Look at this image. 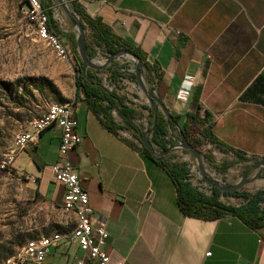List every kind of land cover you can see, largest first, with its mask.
Instances as JSON below:
<instances>
[{"label": "crops", "instance_id": "0c3cea01", "mask_svg": "<svg viewBox=\"0 0 264 264\" xmlns=\"http://www.w3.org/2000/svg\"><path fill=\"white\" fill-rule=\"evenodd\" d=\"M78 5L143 53L144 83L178 118V126L200 107L215 140L229 150L225 154H243L247 161L240 163L264 161V0H82ZM141 99L152 113L161 112ZM71 107L82 141L69 152V161L88 194L93 218L108 234L103 249L109 264H264V226L252 229L232 216L184 217L173 182L143 156L137 140L106 130L81 93ZM58 143L59 131L46 129L20 152L13 169L61 211L63 188L52 171ZM250 168L253 177L258 170ZM247 173L225 182L236 185ZM64 217L71 230L74 216ZM79 261L97 264L76 243L62 239L43 264Z\"/></svg>", "mask_w": 264, "mask_h": 264}, {"label": "rangeland", "instance_id": "374dc122", "mask_svg": "<svg viewBox=\"0 0 264 264\" xmlns=\"http://www.w3.org/2000/svg\"><path fill=\"white\" fill-rule=\"evenodd\" d=\"M65 3H68L69 9L75 13L74 4L68 0H65ZM18 5L16 0H0V160L14 148V135L17 132L30 131L32 123L40 118L50 105L71 106L75 95L74 78L78 74V62L83 65L77 51L80 39L86 48L85 71L100 79L105 89H111L127 103L136 100L135 106L140 115H136L134 123L146 137L145 130L149 129L150 123L148 113L141 108L144 106L141 97L145 100L146 98L141 91H134L129 86V82L134 80L132 74L136 70L135 63L118 55L106 62L110 54L103 47L94 44L89 28L82 23L78 14L81 29L70 19L59 0H51L48 6L55 18L58 30L55 34L61 37L72 52L71 59L62 62L45 42L37 38L34 27L20 13ZM71 41H74V44ZM111 71L120 72L121 76L113 78ZM123 80L126 82L123 83ZM112 113L117 125L124 128L120 131L121 136L136 140L134 131L126 128L116 112ZM136 143L140 145L138 141ZM201 149L211 166L209 169L217 171L215 166L221 169L227 166L222 171L223 181L234 183L243 177L246 171L248 175L245 179L249 181L252 178L249 175L250 167L256 163H238L231 155L220 153L215 148L203 146ZM165 158L168 163L174 160L186 164L184 161H190L191 156L170 152ZM216 160L218 164L214 165ZM238 191L250 194L256 191L264 192V173L258 180L247 182ZM221 201L233 206L243 202L233 196H222ZM69 228L70 222L62 212L44 202L25 175L14 169L0 170V244L10 249L12 256L30 239L65 233L70 231Z\"/></svg>", "mask_w": 264, "mask_h": 264}, {"label": "trees", "instance_id": "16d2710c", "mask_svg": "<svg viewBox=\"0 0 264 264\" xmlns=\"http://www.w3.org/2000/svg\"><path fill=\"white\" fill-rule=\"evenodd\" d=\"M41 1L48 15L49 30L53 33L58 32L57 27L55 26V21L52 18L51 9L48 6L51 0ZM73 11L78 14L82 23L89 28L90 36L97 47H103L110 55L115 54L120 50L131 52L139 60L144 62L143 75L145 74L147 64L145 62V57L140 50L131 47L111 33V30L103 25L100 20L90 18L82 11L78 4L73 5ZM71 43L74 44V41H71ZM77 58L78 57H76V59ZM78 66V74L74 78V101L78 98V94L81 93L89 110L99 118L101 124L106 130L114 134H117L118 130H124L123 127H120L115 123L112 115L113 110L118 111V116L121 118L126 128H130L134 131V138L140 144V152L146 158L152 159L151 155L145 150L138 139V136L144 133L139 126L134 123L136 115H140L137 107L134 106L133 103H127L124 98L119 97L116 93L105 89L101 85L100 79L94 77L89 71L86 72L83 69L82 63L78 62ZM111 75L113 78H118L121 76V73L111 71ZM132 79H134L133 75ZM141 108L149 113V123L152 128V133L151 137L148 139L161 150L167 151L168 148L174 144L172 140L166 139V136L168 130L176 125L185 141L196 149L202 151L201 148L203 146L208 147V145H210L220 153L223 152L225 154L229 152V150L215 140L211 133L212 124L209 121L208 114L205 111L200 114V107H196L193 112L186 115V121L181 127L177 125V117L171 116L170 121H168L160 111L152 113L149 108L145 106H142ZM231 154L232 157L237 158L236 162L240 163L247 161L246 157L241 153L231 151ZM31 158L33 162L40 167L36 162V158L34 156H31ZM157 164L166 172L173 182L176 193V205L184 217L202 221H214L224 216H232L239 219L252 229H258L264 226V207H261V204L264 202L263 191H256L252 194L240 191L225 193L213 188L210 195H204L198 192L188 182V169L186 168V164H180L174 160L172 163H168V159L166 158ZM226 168L227 166L222 167V169L215 166V169L220 174H223L224 172L222 171ZM36 194H38L37 191ZM222 196L237 197L242 199L243 202L237 206L227 205L221 201ZM11 254L12 251L10 249H7L6 246L0 244V262L11 257Z\"/></svg>", "mask_w": 264, "mask_h": 264}, {"label": "built area", "instance_id": "2783aa9c", "mask_svg": "<svg viewBox=\"0 0 264 264\" xmlns=\"http://www.w3.org/2000/svg\"><path fill=\"white\" fill-rule=\"evenodd\" d=\"M16 1L19 3L18 9L20 13L24 15L27 21L34 27L37 38L45 42L60 61H69L72 52L68 49L60 36L49 30L48 15L43 7L42 1ZM81 1L82 0H68L69 3L73 4H79ZM52 18L55 20L53 16ZM143 72L144 69L142 67V77ZM132 75H135V71ZM125 82L126 81L123 80V83ZM129 86L134 91H139L135 80L129 82ZM108 91L112 92L111 89H108ZM131 103L135 106L136 100L133 99ZM53 127L59 131L58 160L52 168L53 179L58 186L63 188L61 211L64 215L72 214L74 216V227L65 233H54L49 236H42L37 239L29 240L14 256L7 258L0 262V264H43L50 248L56 246L62 239L76 243L89 261H94L97 264H109V256L103 249L108 234L104 226L98 224L93 218V211L89 204L88 194L82 188L81 181L74 172L73 166L69 161V152L82 141V137L75 131L76 120L71 106L52 104L40 118L32 123L30 131L17 132L13 139L14 148L3 155L0 160V170H12L18 154L24 151L29 145L37 143L40 135L46 129ZM150 129L151 126H149L148 130H145L147 131V138L151 137L152 131H150ZM166 139H170L174 142V144L168 148V150H172V153H182L191 156L183 147L185 139L181 136L178 127L169 129ZM153 146L157 155L164 154L163 150L154 144ZM208 148L212 147L208 145ZM197 150L200 151L199 149ZM213 153L216 154L214 151ZM184 162L188 169V182L198 192L204 195H210L213 189L209 181L225 182L222 180V174L213 169H209L211 166L206 157L201 160V164H199L193 156H191L190 161ZM214 164H218L217 160ZM261 207H264V202L261 204ZM77 264L84 263L83 261H79Z\"/></svg>", "mask_w": 264, "mask_h": 264}, {"label": "water", "instance_id": "95a60500", "mask_svg": "<svg viewBox=\"0 0 264 264\" xmlns=\"http://www.w3.org/2000/svg\"><path fill=\"white\" fill-rule=\"evenodd\" d=\"M59 1L61 2V4L65 3V0H59ZM63 7H64V5H63ZM64 10H65V7H64ZM66 13L69 15L70 19L75 21L77 26L81 29V24H80V22L78 20L77 14L76 13L72 14L67 9H66ZM77 45H78L77 51H78V54H79L81 60L83 61V69H84L85 63H87V61L85 60L86 48L84 47L82 39H80L78 41ZM117 55L129 58L133 62L136 63V70H135V78H134V80H135V82L137 84L138 90L142 92V95H144V97L146 98L148 103H150L151 105H156L157 104L160 107V110L163 113V115L166 117V119L168 121H170L171 116L168 114L166 109L162 105L159 104V101L156 99L154 94L147 89V87H146V85L144 83V80H143V77H142L143 62L141 60H139L136 56H134L131 52H128V51H125V50H120V51H118L115 54L108 55L109 59H107L106 62L107 61L110 62L111 59H113ZM156 111H158V110H155L154 112H156ZM116 113L118 114V111H116ZM174 126H176V125H174ZM150 131H152V128L150 129ZM139 141L143 145L145 150L151 155V158L156 163H160L170 152H172V150L169 149L167 151H164L163 155H157L156 152H155V148H154L153 144L150 142V140L147 137H145L144 135H140L139 136ZM183 147L188 153L191 154V156H193V158H195V160L199 164H201V160L202 159H205V156L200 151L195 149L188 142L184 141L183 142ZM254 169H257L258 171H257L256 175H254L249 181H247L245 179L246 177H244L243 180L240 183L236 184V185H228L226 182H217V181H209V184L213 188L218 189L221 192H225V193L235 192V191L240 190L244 186V184H246L247 182L258 180L261 177V175L264 173V161L256 163V165L254 166Z\"/></svg>", "mask_w": 264, "mask_h": 264}, {"label": "bare ground", "instance_id": "6f19581e", "mask_svg": "<svg viewBox=\"0 0 264 264\" xmlns=\"http://www.w3.org/2000/svg\"><path fill=\"white\" fill-rule=\"evenodd\" d=\"M64 5V7H65V11H66V9L69 11V12H71L72 14H74L70 9H69V4L68 3H64V4H62V6ZM63 7V8H64Z\"/></svg>", "mask_w": 264, "mask_h": 264}]
</instances>
